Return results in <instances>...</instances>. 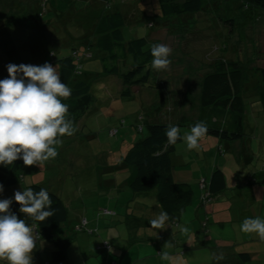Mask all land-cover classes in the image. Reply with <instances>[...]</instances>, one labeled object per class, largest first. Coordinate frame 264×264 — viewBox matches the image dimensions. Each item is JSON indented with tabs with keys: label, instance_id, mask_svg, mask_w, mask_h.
<instances>
[{
	"label": "rangeland",
	"instance_id": "obj_1",
	"mask_svg": "<svg viewBox=\"0 0 264 264\" xmlns=\"http://www.w3.org/2000/svg\"><path fill=\"white\" fill-rule=\"evenodd\" d=\"M47 3L52 10L42 18L36 11L37 0H0V35L11 34L23 64L45 61L50 40L45 41L44 33L38 36L37 25L50 14L57 17L60 37L66 33L76 37L88 33L100 13L122 11L125 40L146 37L172 51L167 69L156 71L150 64L149 80L160 84L164 106L157 85L131 86L130 96H122L120 78L101 73L98 51L92 49L94 56L84 60L81 76L89 79L95 100L80 118L77 133L62 138L56 158L40 167L32 165L21 181L0 193V199L11 198L24 186L39 183L56 192L68 208L67 222L55 230L71 239L67 257L53 262L51 244L37 238L32 264H217V254L224 256L219 264H264V241L240 231L245 218H264V87H260L264 11L245 9L238 0H203L194 14L163 18L157 0ZM230 18L233 25L227 22ZM149 20H154L151 27ZM46 28L51 34L50 26ZM222 58L237 60L244 69L245 135L231 142L207 134L199 149L191 151L182 140L175 144L170 156L172 178L190 184L193 194L180 211L169 213L171 227L154 230L149 222L162 211L156 190L134 194L126 182L129 169L116 164L146 135L145 123L153 122L150 115H174L172 122L197 118L201 79ZM9 61L0 47V79L7 77ZM179 128L183 135L191 127ZM108 166L115 167L111 171ZM215 166L224 172L225 189L206 198L203 179L209 180ZM183 227L189 231L181 232ZM103 242L108 249L99 246ZM241 251L250 252L252 259L233 262ZM163 253L167 258H162Z\"/></svg>",
	"mask_w": 264,
	"mask_h": 264
},
{
	"label": "trees",
	"instance_id": "obj_2",
	"mask_svg": "<svg viewBox=\"0 0 264 264\" xmlns=\"http://www.w3.org/2000/svg\"><path fill=\"white\" fill-rule=\"evenodd\" d=\"M86 1V0H84ZM163 18L170 16H182L194 14L200 11L203 0H157ZM243 8L264 11V0H238ZM37 13L40 17L46 11L52 10L47 0H37ZM29 17V12L25 18ZM22 19V18H19ZM230 18L227 20L232 24ZM154 20L148 21V26H153ZM125 15L122 11L111 13H100L97 18L91 21L86 34L82 36H71L64 34L60 37L62 29L57 24V17L50 14L49 19L42 20L37 25L38 36L45 34V41L50 40L45 53V62L58 67L62 81L72 89V94L63 103L69 107V118L74 121L76 132L78 123L89 106L94 102L93 94L90 90L89 79L81 76L84 60L93 57L92 49L99 52L98 57L102 64L101 73L104 75H117L122 83L121 95L129 97L130 87L140 84H148L150 87L157 85L160 105L164 106L165 95L160 84L151 83L150 64L152 57L150 49L153 45L146 37H134L125 40L123 37V26ZM11 25V24H10ZM8 25V26H10ZM6 26V28L8 27ZM50 26L51 34H46ZM4 30H6L4 28ZM7 31V30H6ZM1 36V35H0ZM11 34L8 33L0 37V47L9 54V63L21 64V57L17 52L16 45H13ZM7 64V65H8ZM261 83L264 87V67L260 70ZM243 66L234 59H218L213 63L212 71L206 73L200 82L199 106L200 113L197 118L186 122L183 118L177 122H172L166 118H152L153 122H146V135L132 144L122 155L118 167L128 168L130 174L126 180L131 192L134 194H147L156 190L159 207L163 211L178 212L184 205L190 202L193 194L191 185L186 182H175L171 174V153L175 145L167 146L165 130L168 125L178 127L204 121L208 125V133L224 141H237L242 139L244 133L245 109L243 93ZM245 86V85H244ZM174 116V115H173ZM172 116V117H173ZM138 132L143 130L138 127ZM206 134V135H207ZM65 136L63 138H70ZM179 142V141H178ZM32 165L25 166L21 160L14 161L12 165L0 166V183L4 187L13 186L22 180L25 173L31 171ZM115 167V166H114ZM112 166L108 168L112 171ZM225 175L222 169L215 166L210 174L209 180L203 179L205 197H215L225 189ZM32 187L35 191L45 188L53 199L52 207L56 213L41 222L35 230L39 233L38 238L51 244V259L53 262H60L67 256V248L71 239L56 233L68 220V208L61 197L50 190L46 185L32 183L22 189ZM19 205L15 202L11 205V210L16 212L19 218L24 214L18 211ZM38 224L39 222H32ZM79 229V228H78ZM109 248L107 242L99 245ZM248 251L236 253L233 262H248L252 259ZM116 264V263H115Z\"/></svg>",
	"mask_w": 264,
	"mask_h": 264
},
{
	"label": "clouds",
	"instance_id": "obj_3",
	"mask_svg": "<svg viewBox=\"0 0 264 264\" xmlns=\"http://www.w3.org/2000/svg\"><path fill=\"white\" fill-rule=\"evenodd\" d=\"M172 49L166 44H155L150 49L151 66L156 71L170 65ZM7 77L0 79V166L12 165L21 160L25 166H42L57 157V146L62 138L76 132L74 121L69 118V107L63 100L69 98L72 89L61 79L58 67L50 63L41 65H6ZM208 133V125L200 121L190 131L181 135L177 125L165 130L167 146L182 140L187 150H198L200 140ZM4 185L0 183V193ZM13 202L24 214L19 218L11 210ZM45 188L35 191L32 187L17 190L11 198L0 199V264H32V252L36 248L39 233L35 231L41 222L52 217L56 209ZM32 222H39L32 224ZM172 217L160 211L149 224L154 230L171 227ZM181 232L189 229L183 227ZM240 231L256 234L264 241V218L247 217L240 224ZM168 254L163 253L162 258ZM219 264L223 254L214 256Z\"/></svg>",
	"mask_w": 264,
	"mask_h": 264
},
{
	"label": "crops",
	"instance_id": "obj_4",
	"mask_svg": "<svg viewBox=\"0 0 264 264\" xmlns=\"http://www.w3.org/2000/svg\"><path fill=\"white\" fill-rule=\"evenodd\" d=\"M152 115H153V114H152ZM152 115H150V116H151V118H156L155 116H152ZM164 118H166V119H168V120L170 119V117H169V116H166V117H164ZM66 257H67V256H66ZM38 261H39V263H41V262H42V260H41L40 258H38ZM6 262H7V261H4V262H3V264H6Z\"/></svg>",
	"mask_w": 264,
	"mask_h": 264
},
{
	"label": "built area",
	"instance_id": "obj_5",
	"mask_svg": "<svg viewBox=\"0 0 264 264\" xmlns=\"http://www.w3.org/2000/svg\"><path fill=\"white\" fill-rule=\"evenodd\" d=\"M106 243V242H105Z\"/></svg>",
	"mask_w": 264,
	"mask_h": 264
}]
</instances>
